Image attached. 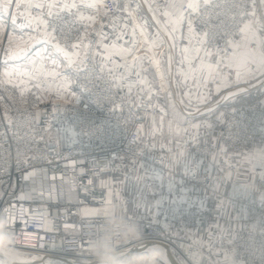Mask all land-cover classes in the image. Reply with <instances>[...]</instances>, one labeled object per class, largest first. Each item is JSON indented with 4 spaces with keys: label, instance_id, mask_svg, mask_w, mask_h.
<instances>
[{
    "label": "snow or ice",
    "instance_id": "6c2138e0",
    "mask_svg": "<svg viewBox=\"0 0 264 264\" xmlns=\"http://www.w3.org/2000/svg\"><path fill=\"white\" fill-rule=\"evenodd\" d=\"M111 3L112 9L108 6V0H24L23 3L21 0H0V52L3 53L4 57V70L0 72V76L6 77V79L0 80V84L19 89L21 101L26 103L25 94L30 92L32 88L37 89L38 92L51 91L43 87L41 78L51 77L62 81L55 93L52 94L51 99V119L54 123H49L46 129V131H50L55 126V131L59 137L58 143L63 142L69 147L73 145L95 147L101 152H112L113 159H123L117 148L123 150L126 141L127 148L131 151L132 146L140 142L142 126L136 129V138L129 139L127 125L133 118H138L135 117L133 109L138 111L144 107V95L147 94L148 99L151 98L152 88L149 81L146 78H141L138 81L141 102L130 101L128 103L129 117L123 122L119 118L113 120L102 114L105 105H113L109 110L110 113H115L117 109L123 112L124 97H119L120 104H116L115 101L119 92L123 91L125 87L128 90L127 95L131 96L133 83H126L125 75L112 77L105 81L108 94L102 98L97 97L93 90L98 87L96 81L101 80L102 77L95 74L90 64L93 62L94 55H101L102 59L113 63L112 57L118 55L125 62L116 66L123 67L126 72H130L132 68L137 64H142L146 59L158 65L159 61L154 57L136 55L139 51L137 48L138 41L135 39L137 29H139V34L145 37L144 43L149 45L147 51H151L153 47L160 45H157L156 39L148 38L147 22L145 21L142 24H134L131 41H125L123 45H117L115 42L111 45L102 44L103 52L93 54L94 42L88 38L89 29L92 30V33L106 39L107 34L103 32V29L106 26L105 20L110 18V12L113 13L111 19L116 18L115 12L124 13L126 18H132L135 11L146 6L147 11L152 13L153 20H156V12H159L164 17L165 27L172 26V32L177 30V26L182 28L186 23L187 36L181 32L180 37L181 40L187 41L185 47L181 49L183 56L181 63L187 61L189 71L201 72L203 80L216 83L217 93L221 91V87L230 86L229 77L233 72L235 79L231 80V84L242 82L248 85V87L238 89L236 92H228L216 102V105L206 109L207 114L213 113L222 103L234 99L241 93H247L253 89L264 92V13L257 15V0H169L164 5L163 10L159 5H156L154 9L149 0H140L135 9H132L128 2L122 6L118 0H111ZM259 4L264 9V0H259ZM13 7L17 10L16 12L11 11ZM22 8L23 11H21ZM33 9L36 10L35 15L32 12ZM20 18H22V22L18 24ZM97 23H99V29L94 27ZM156 23L159 24L160 21L156 20ZM113 30H115L114 25ZM73 33H75L74 36ZM158 36L159 31L157 38ZM121 38L120 36L117 37L118 40ZM5 39L7 46H4ZM168 39H173L171 34L168 35ZM193 41H195V45ZM169 47L173 48L175 45L170 44ZM190 53H194V55L190 56ZM161 55L163 54L161 53ZM129 56L132 57L130 64L127 61ZM48 60L54 66L51 70H48L45 63ZM193 60H199V65L194 66ZM26 65H31V69L27 68ZM60 65H63L67 71H57L56 69ZM101 71H103V67ZM225 71L228 75L225 74ZM205 73L206 75H204ZM136 75L139 77L140 73L136 72ZM14 77H17L18 81ZM74 83L78 91L72 90ZM186 95L189 94L186 93ZM209 98L210 94L198 95L197 101L205 104ZM45 99L44 95H35L36 103H42ZM3 100L4 97L0 96V102ZM163 111L161 109V112ZM245 111L251 112L252 115L250 117L245 116ZM196 114L204 115L205 112L198 107L195 114L186 113L189 117ZM36 115L39 116L40 113H36ZM232 116L233 119L230 121H225L223 113L216 117V123L225 125L227 135L222 131L219 136H216L214 134L215 124L209 121L192 124L191 127L197 132L201 128L205 129L206 134L213 138L211 147L218 148L219 153L225 155L228 154L226 145L230 141L233 146L237 144L245 147L251 146L246 153L236 152V155H243L245 160L252 164V183L234 184L231 193L228 195L234 205H239L238 218L252 219L253 221L241 229L242 232L246 229L249 233L242 245L249 259L241 261L240 264H264V101L261 102L258 112L255 108L233 109ZM5 119L9 125L12 124V119L8 117L7 113H5ZM85 138H87L86 144ZM193 139L196 140L197 138L194 137ZM220 141L224 143H219ZM48 147L54 146L48 145ZM195 148V151H182L179 157H174L170 161L171 164H179L183 169V177L190 179H196L201 170L204 173L210 172L212 167V164L205 163L207 149L201 152L198 143L195 144ZM22 151L25 153L30 151L27 144L24 145ZM17 152L19 155L21 149H18ZM133 155L144 157L140 165L144 169L142 179L159 180L163 186L164 160L160 159L158 167L156 158L148 156L143 151L134 152ZM37 159H39L37 156L25 157L23 160L17 159V171L22 173L19 180L27 182L37 174L36 169L27 172L22 169V166H29L30 160L35 161ZM215 161L216 155L213 154L212 163ZM5 175L10 176V166L9 168L0 166V203L3 202L6 194L2 187L5 184L3 179ZM257 177L260 181L259 188L255 184ZM124 179L127 181L133 178L126 174ZM136 179L141 178L137 177ZM184 182L182 179L180 184L183 185ZM8 187L10 191L7 192V195L12 196L16 192L17 185L11 183ZM144 187L151 186L145 184ZM167 187L169 193H172L176 185L169 179ZM180 191L184 194L170 196L167 201L161 196L154 203H150L143 189H139L141 203H137L135 209L144 208L145 213H151V208L155 207L157 212L146 215L137 213L135 209L130 213L126 207L124 208V217L128 221L135 222L142 229L143 236L140 240L117 243L115 247L124 250L121 252L122 257L144 255L150 249L158 248L163 252L158 264L161 262L162 264H170L171 258L167 246L154 243L148 239L150 235L148 230L154 226L168 230L172 227V222L187 223L192 215L191 210L195 206V202L187 196V189L181 187ZM257 191L260 192L261 211L259 216L255 215L254 209L251 207L256 203L254 194ZM27 199H30L29 195L20 193L14 197L8 207L3 208L0 212V216L8 221L7 232L13 238L28 235L26 231L21 229L14 211L17 207V200ZM113 206L111 199H108L105 201V207L97 211L95 215L102 217ZM199 206L203 208V201L199 202ZM161 214L164 216L165 222L163 223L157 219ZM255 236H259L260 239L257 241ZM235 239L236 237H233L230 243H233ZM89 243L88 239L82 240L80 255L87 253V248L84 245L88 246ZM7 255V252L0 251V264H4ZM72 264H81V262L73 261ZM171 264H175V261H171Z\"/></svg>",
    "mask_w": 264,
    "mask_h": 264
},
{
    "label": "built area",
    "instance_id": "2783aa9c",
    "mask_svg": "<svg viewBox=\"0 0 264 264\" xmlns=\"http://www.w3.org/2000/svg\"><path fill=\"white\" fill-rule=\"evenodd\" d=\"M161 1L149 0L153 4V7L157 2L160 3ZM21 2L23 3L24 0H21ZM118 2L121 6L128 2L131 8L135 9L140 0H118ZM108 6L112 9L111 0H108ZM144 9L145 7H142L138 11H135L133 15H140V13L144 12ZM11 11L16 12L17 10L13 7ZM32 12L35 15L36 10L33 9ZM257 15H261L259 0H257ZM112 16L113 13L110 12V18L105 20L106 26L103 32L113 24L126 19V14L121 12L114 13L115 19H111ZM94 27L99 29V23ZM89 32L90 35L88 38L94 42L92 49L94 54L98 52L101 44V36L92 33L91 29H89ZM74 35L75 33H73ZM143 48H146L145 44ZM51 66L54 67L52 64ZM90 67L94 69L95 74L102 77L101 80L96 81L98 87L93 90L97 97L102 98L108 94L106 92L107 86L105 81L110 80L113 76L105 71L102 63L98 59V55H94ZM102 67L103 71H101ZM56 70L61 72L67 71L66 69L59 68ZM168 77L169 70L166 68L163 78L167 80ZM4 79L6 78L0 76V80ZM45 79L52 83L54 93L62 83V81L51 77ZM72 90L78 91L75 83L72 85ZM37 94L41 93L37 89L32 88L30 92L25 94L24 99L27 102L23 103L19 95V89L13 88L10 85L0 84V96L4 97V100L0 102V166L5 168H9L10 166V176L5 175L3 177L5 184L2 187L6 194L3 202L0 203V212L12 203L16 195L24 193L30 196V199L27 200H17V207L14 210L17 220L20 222L21 229L26 231L28 235L26 237L21 235L19 238H13L7 232L8 221L3 216H0V222H2L0 223V232H3L8 238V243L4 249L22 255L80 261L83 264L92 262L101 263L99 257L94 253L92 246L107 243L115 250L118 257H121V252L124 250L115 247V245L128 240H136L131 238L125 239L122 233L128 227L137 224L133 221H128L124 215L116 216L110 212L104 214L102 217H84L83 210L90 206L91 199L89 195L93 192V180L102 175L113 163L128 162L139 166L141 165L144 157L133 155L134 152L143 151L148 156L156 158L158 167L159 161L162 158L165 164L163 176H169L173 181H181L183 179L185 181L183 185L187 190L198 192L204 189H210L214 173L220 177L239 173L241 169L239 160L241 161L244 156H238L236 152L246 153L251 147H245L241 144L233 146L230 141L226 145L228 147V154L225 155L219 153L218 148L214 149L211 147L213 138L208 136L206 131L201 135L189 137L183 141L182 147L185 150L195 151V144L198 143L201 152L207 149L205 163L212 164L210 172L204 173L201 170L196 179H190L183 177V170L170 163V157L161 153L155 146L148 145L142 139L143 129L147 119L149 117L161 116L158 109L159 105L152 96L148 99L147 94L144 95V107H141L138 111L133 109L135 117L138 118H133L127 125L129 139H135L136 129L142 126L140 142L137 145H133L132 150L129 151L127 142L125 141L123 150L117 148V151H119L123 159H113V153L109 151L101 152L95 147L90 148L81 145L69 147L63 142L58 143L59 137L55 131V126L50 131H46L48 124L54 123L51 119V100L36 103L35 95ZM119 97H124L123 112L117 109L115 113H110L109 110L113 105L106 104L102 114L109 116L113 120L119 118L123 122V120L129 117L128 103L130 101L140 103L141 101L139 99L140 95L135 100H132L127 98L122 92H119L115 101L116 104L121 103ZM260 106L256 101L236 106L225 105L226 117L224 119L225 121L233 119V109L247 110L249 108H255L258 112ZM5 113L12 119L11 125L5 119ZM36 113H40V115L37 116ZM251 115V112L245 111V116L250 117ZM189 119L186 116V121H189ZM209 121L215 124L214 134L216 136H219L222 131L227 135L225 125L216 123V116L210 118ZM194 137L197 139L194 140ZM206 141L207 143H205ZM86 143L87 138H85ZM219 143L224 142L220 141ZM25 144L30 148V151L26 153L22 151ZM48 145H53L54 147H48ZM18 149H21L19 155L17 152ZM213 154L216 155V161L214 163H212ZM32 156H37L39 159L35 161L30 160L29 166H22V169L24 172L36 169L37 174L27 182L19 180L22 173L17 171V159L23 160L25 157ZM11 183H15L17 187L16 192L12 196H9L7 195V192L10 191L8 185ZM255 184L257 188L260 187L259 179L255 181ZM66 193L72 195V198L67 200L65 198ZM259 196L260 192L258 196L254 197L256 203L251 205L256 216H259L261 211ZM226 202L233 207L239 208V205H234L229 197ZM198 210L196 205L192 208V215L186 224L172 222V227L168 230L154 226L148 230L150 233L148 239L154 243L166 245L171 255L180 264H193L190 260L193 247L203 251L210 257L209 264H240L241 261L249 259L242 246L244 240L248 238L249 233L246 229L243 232L241 229L245 225L251 224L253 222L252 219H240L238 221L239 223L227 225L211 239L194 245L189 238V234L196 230L199 224L200 213ZM233 237H236V239L233 243H230ZM86 239L90 241L88 246L84 245L87 248V253L80 255L82 240ZM255 239L258 241L260 238L259 236H255Z\"/></svg>",
    "mask_w": 264,
    "mask_h": 264
},
{
    "label": "crops",
    "instance_id": "0c3cea01",
    "mask_svg": "<svg viewBox=\"0 0 264 264\" xmlns=\"http://www.w3.org/2000/svg\"><path fill=\"white\" fill-rule=\"evenodd\" d=\"M169 2V0H162L160 3H156V5H159L161 7V10H163L164 5H166ZM154 6V9H155ZM261 8V6H260ZM146 9V10H145ZM144 9V16L137 15L133 16L132 18H126L124 21L118 22L113 24L115 26V30H113V25L109 27V29H106L104 33L107 34V38L101 37V44L98 48V52L102 53L103 48L101 47L102 44H109L111 45L113 42H115L117 45H123L125 41H131L133 39L132 37V29L134 27V24H142L147 19V27L146 32L149 34V39H156L157 47H153L151 51H147L146 48H143L145 37L141 36L139 34V29H137V35L135 39L138 41L137 48L139 51L136 53V55L139 56H147V57H154L156 60L159 61V64H153L149 60H144L142 64H137L134 68L131 69L130 72H126L123 67H117V64H123L125 61L120 58V56L115 55L112 57L113 62L106 61L102 59L101 55H98L99 61L102 63L105 71L112 75L113 77H119L121 75L126 76V83L131 82L133 83L132 88V94L131 96L127 95V87L121 91L127 98L135 100L140 93V85L138 81L141 78H146L152 88L151 96L154 98L156 103L159 106L165 107V114L167 116H162L160 118L157 117H151L148 118L143 129V138L144 141L148 144L154 145L157 147V149L166 155L169 156H175L179 157V154L182 151H185V149L182 147V143L184 140H187L191 136L201 135L206 130L201 128L199 132H197L196 129H193L191 127L192 124L196 123H202L205 120L206 116L208 115L205 113L204 115L196 114L193 117H189L190 120L186 121V113L192 112L196 113V109L199 107L202 111H204L205 106H202L201 103L197 101L198 95H203L207 83L211 84L213 88H217V84L212 83L210 81H205L202 79V73L201 72H191L189 71V66L187 61L184 63H181L183 60V56L181 53V49L185 47V44L187 43L186 40H181V32H183L184 36H187V25L186 23L183 25V27L177 26V30L175 32H172V26L169 25L167 28L164 24V17L160 15L159 12H156V20L159 19L160 23L157 24L156 20H153L152 13L147 11V8L145 6ZM24 9L22 8L21 11ZM261 13H264V9L261 8ZM151 16L149 19L148 17ZM142 17V18H141ZM22 22V18L18 19V24ZM125 24L127 27L125 28ZM159 31V36L157 38V32ZM27 34V30H26ZM171 34L173 39L169 40L168 35ZM15 35V34H14ZM122 37L121 39H117V37ZM174 44L175 47L170 48L169 45ZM193 44L195 45V41H193ZM161 53L163 55H161ZM194 55V53L189 54ZM201 55H203L201 53ZM169 57H171V60H169ZM127 61L130 64L132 61V57H127ZM152 66L151 69L145 68L146 64H149ZM199 60H193V65H199ZM59 69H65L63 66L58 67ZM168 68L169 70V77L168 79L163 78V74L165 69ZM111 70V71H109ZM146 70V71H145ZM136 72L140 73V76L138 77L136 75ZM225 74L228 75V73L225 71ZM206 75V73L204 74ZM235 79V73H231L229 77V83L231 84V80ZM41 83L44 85L47 83V81H44L43 78H41ZM242 85H239L237 87H234L232 90H227L229 92H236L237 89H243L246 88L248 85L244 83H240ZM216 86V87H215ZM228 89V88H227ZM254 90V89H253ZM250 90V91H253ZM171 92L173 95L174 102H169L166 93ZM176 92H180L179 98H175ZM249 92V91H248ZM247 92V93H248ZM188 93L189 95H186ZM158 94L160 95V98L157 97ZM243 94V93H241ZM239 94V95H241ZM227 95V94H226ZM237 95V96H239ZM162 96V98H161ZM259 102L261 103L264 101V93L260 94ZM191 100V102H190ZM173 101V100H172ZM215 102V101H214ZM212 102V105H216V103ZM214 103V104H213ZM163 124L165 135L168 137L166 138V141L163 140V143L158 142V131H160L159 125ZM186 129V131H185ZM169 135V136H168ZM171 149V151H169ZM182 168V167H181ZM183 170V169H182ZM134 177H144V169L140 166L134 167L131 169ZM168 177L164 176V182L163 186H161V182L159 180H154V183L158 185V188L161 190L160 196H158L157 199H160L161 196L165 198L167 201L170 196H179L183 195L180 191V188L184 187V185L180 184V181H173L176 185L175 190L172 193H169L167 184H168ZM186 189V188H185ZM187 196L194 202H196V206L199 208V202L203 201L204 206L201 209L200 212V220L199 224L196 230H194L192 233L189 234L190 240L195 244L207 241L214 237L218 232V227L222 220L229 219L225 215H222L218 212V200L214 196L213 198H209L208 196L210 194H205L204 190L199 191L198 193H192V191H187ZM65 198L67 200L72 198V195L66 193ZM197 199V200H196ZM156 208L152 210L151 214H155ZM96 209L94 208H85L83 210V216L84 217H94L96 216ZM141 213V212H140ZM144 214L145 212L142 211ZM150 215V214H148ZM220 222V223H219ZM0 251H3L0 249ZM7 257L5 258V263L8 264H21V259L17 255L7 253ZM168 254L170 255L171 261H175V264H180L170 253L168 250ZM24 258H27L23 255H21ZM29 257H35V256H29ZM191 260L195 264H209L208 256L201 250L197 249L196 247L192 250V253L190 255ZM118 259H127L126 257H119ZM170 261V264H171ZM13 262V263H11ZM4 263V264H5ZM82 264V263H81ZM95 264H101V263H95ZM162 264V262H161Z\"/></svg>",
    "mask_w": 264,
    "mask_h": 264
},
{
    "label": "rangeland",
    "instance_id": "374dc122",
    "mask_svg": "<svg viewBox=\"0 0 264 264\" xmlns=\"http://www.w3.org/2000/svg\"><path fill=\"white\" fill-rule=\"evenodd\" d=\"M140 14L142 16H144V13H140ZM151 16H149L148 18L152 19V18H150ZM4 46H7L6 39H5ZM3 59H4L3 53L0 52V72H2L4 70ZM45 63L47 65L48 70H51L53 68L51 66L50 60L45 61ZM26 67L31 69L32 66L26 65ZM146 68H149V69L152 68V66H150V63L146 64ZM21 70H23V69H21ZM1 77H3V76H1ZM3 78H6V77H3ZM14 79L18 80L17 77H14ZM43 79H44V81H47V79H45V78H43ZM239 85H242V84L239 83V84L230 85L229 87H221V91L219 93H217L216 88L211 87L212 85L207 83V87H206L203 95H209L210 94V98L207 101V103L201 104L202 106H205L204 112L206 113V109L208 107L214 106L211 104L212 102L215 101L214 103H216L218 100L221 99V97L225 96L229 92L227 90H232L234 87H237ZM43 87L45 89H50L51 91L50 92L49 91L40 92L41 95H44L46 97L45 100H49V99L51 100L52 94H54V90L52 89V83L50 81H47V83L44 84ZM178 93L180 94V92H176L175 98L180 99ZM263 93L264 92H262L261 90L254 89L253 91H249L248 93H243L239 96H236L234 99H231L229 101L222 103L218 108L215 109V111L213 113L208 114L206 116L205 120L209 121L210 118H212L214 116L218 117L222 113L224 114V118H225L226 117V110L224 108L225 105L236 106V105H241V104H247V103H250L252 101H256L261 105V103L259 102V98L261 97L260 94H263ZM166 95H167V97L166 96H164V97L168 98L169 102H174L173 95L171 94V92H167ZM157 97L160 98V95L158 94ZM161 98H162V96H161ZM158 109H159L161 116H156L157 118H160L162 116H164V117L167 116L165 114V107H163V105L159 106ZM161 109H163L164 111L161 112ZM211 115H213V116H211ZM209 116H211V117H209ZM149 118H151V117H149ZM159 127H160L159 128L160 131H158V135H157L158 136V142L163 143V140L166 141V138H168V137L165 135L163 124H160ZM142 139L144 140L143 137H142ZM148 145H151V144H148ZM152 146H154V145H152ZM167 156L170 157L171 159L175 157V156L173 157V156H169V155H167ZM239 164L241 167L239 173H235L234 175L226 176V177H220L218 174L214 173L213 179H212L213 181H212V185H211L210 189H207V190L204 189L205 194H210L208 196L209 198H213L215 196L216 199L218 200V202H217L218 212L217 213H221L222 215H225L227 218H229V219L222 220L221 223L219 222L220 225L218 227L217 234L220 233L227 225L236 224L238 221H240V218H238V216H239L238 209L239 208L235 207V206L233 207L226 202V200H228V197H229L228 194L231 193V191H232L233 185L234 184L242 185V184L252 183V176H253V173L251 171L252 164L249 163L248 161H246L244 157L241 159V161L239 160ZM137 166H139V165L128 163V162H122V163L115 162L108 169H106L102 173V175L95 178L93 180V185H92L93 192H91L89 195L90 199H91V203H90L89 207L96 209V211L102 210L105 207V201H107L108 199H111L114 206L111 207L107 213L110 212L116 216L123 215V210L125 207L131 213L133 211V209H135V205L137 203H141L139 189H143L144 194L147 196V199L150 203H154V201L158 198V196H160L161 190L158 188V185L154 183V179L153 180H145V179H142L143 177H140L141 179H136V177H134L131 169L134 167H137ZM175 166L179 169H182L179 164H175ZM126 174L129 175L130 177H132L133 179L126 181L124 179ZM165 177H168L169 179H171L173 181V179L170 178L169 176H165ZM257 179H259V178L257 177L256 180ZM178 181H180V180H178ZM102 182H104V183H102ZM145 184H148L151 187L145 188L144 187ZM198 192L192 191V193H198ZM258 194H259L258 191L255 192L254 197L258 196ZM196 204L197 203L195 202V205ZM153 209H154V207L151 208V213H152ZM135 210L137 211V213H140V212L142 213V211L145 212L144 208H139V209H135ZM198 211L200 213L201 209H199ZM156 212L157 211H155V213ZM151 213H144V214L148 215ZM157 219L160 220L161 222H165L164 216L162 214L160 216H158ZM194 248L195 247H193L192 250ZM20 255H22V254H20ZM23 256L27 257L25 259L32 258V257H29V255H23ZM35 258H37L36 262L31 261V262H27V264H41L39 262V260H43L45 262H47L48 260H53V259L40 257V256H35ZM190 260H191V258H190ZM208 260H210L209 256H208ZM11 263H13V262H11ZM5 264H8V263H5ZM13 264H17V263H13ZM193 264H195V263L193 262Z\"/></svg>",
    "mask_w": 264,
    "mask_h": 264
},
{
    "label": "clouds",
    "instance_id": "9594fccd",
    "mask_svg": "<svg viewBox=\"0 0 264 264\" xmlns=\"http://www.w3.org/2000/svg\"><path fill=\"white\" fill-rule=\"evenodd\" d=\"M122 235L125 239L140 240L143 236V231L137 225H132ZM7 243V236L3 232H0V249H3ZM92 249L101 260V264H158L160 258L163 256V252L158 248H152L147 254L132 256L127 259H118V254L107 243L93 245Z\"/></svg>",
    "mask_w": 264,
    "mask_h": 264
},
{
    "label": "bare ground",
    "instance_id": "6f19581e",
    "mask_svg": "<svg viewBox=\"0 0 264 264\" xmlns=\"http://www.w3.org/2000/svg\"><path fill=\"white\" fill-rule=\"evenodd\" d=\"M134 16V15H133ZM146 48L149 47V45L145 44ZM160 244V243H159ZM7 253H11V254H14V255H17L19 257V259H21V264H27V262H31V261H34L36 262V259L35 257H32L30 259H25L24 257H22L19 253L17 252H14V251H11V250H6V249H1ZM119 258V257H118ZM49 259H53V260H48L47 262L43 261V260H39V262L41 264H72L73 261H69V260H64V259H58V258H49ZM100 263V262H98ZM89 264H92V263H89ZM177 264V263H176Z\"/></svg>",
    "mask_w": 264,
    "mask_h": 264
}]
</instances>
